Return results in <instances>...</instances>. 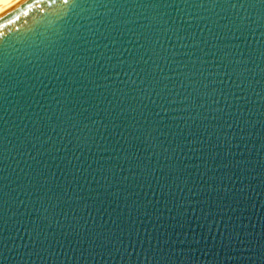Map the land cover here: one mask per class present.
I'll return each mask as SVG.
<instances>
[{"label":"water","instance_id":"obj_1","mask_svg":"<svg viewBox=\"0 0 264 264\" xmlns=\"http://www.w3.org/2000/svg\"><path fill=\"white\" fill-rule=\"evenodd\" d=\"M0 264H264V0L2 14Z\"/></svg>","mask_w":264,"mask_h":264},{"label":"bare ground","instance_id":"obj_2","mask_svg":"<svg viewBox=\"0 0 264 264\" xmlns=\"http://www.w3.org/2000/svg\"><path fill=\"white\" fill-rule=\"evenodd\" d=\"M24 0H0V16Z\"/></svg>","mask_w":264,"mask_h":264}]
</instances>
